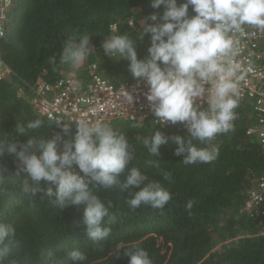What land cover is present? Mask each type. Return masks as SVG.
Instances as JSON below:
<instances>
[{"label":"trees","instance_id":"16d2710c","mask_svg":"<svg viewBox=\"0 0 264 264\" xmlns=\"http://www.w3.org/2000/svg\"><path fill=\"white\" fill-rule=\"evenodd\" d=\"M185 2L177 0L178 5ZM151 3L152 0H12L6 33L0 40V59L11 73L0 81V142L26 143L29 138L52 139L56 134L64 141L73 138L75 127L71 126L70 136H65L61 128L38 116L29 102L18 96L16 85L29 94L37 82H53L70 70L59 61L65 41L75 30L92 36L91 45L99 47L96 57L103 77L114 85L130 80L129 63L118 55L105 58L102 45L113 36L111 25L116 23L118 35H128L136 41L138 59H146L151 35H142L145 19L157 12L162 15L164 10L163 6L153 9ZM194 15L190 6L189 16ZM129 18L135 23L134 31L127 25ZM52 56L57 60L55 71L47 63ZM236 112L234 131L218 135L210 145L193 141L198 148L219 149L218 158L210 164L184 165L185 157L175 155L171 141L161 147L159 158L150 155L143 144V139L156 131L185 136L187 140L189 133L185 131L161 128L148 120L107 125L126 135L135 149V158L121 180L136 167L149 181L160 182L172 200L162 210L146 205L132 210L125 201L141 189L121 191L90 186L106 206L112 205L110 211L117 217L112 225L105 220L112 232L103 242L104 251H97L88 240L82 225L84 205L61 211L44 193L34 199L24 195L23 183L28 177L24 173L17 175L15 158L6 154L0 158V176L7 179L6 191L0 189V222L16 229L21 247L0 264H74L69 255L73 250L84 251L88 257L79 264H130L125 252L136 248L146 250L153 264H264V235L250 220L237 214L244 192L264 175V156L255 139L246 135V129L255 121L250 106L241 104ZM37 119L44 125L29 130L28 136L15 131L17 123L27 127ZM58 150L63 151L62 142ZM158 159L160 169L147 163ZM73 169L83 177L77 165ZM162 170L172 173L173 182L164 180ZM42 187L55 191L54 185L42 182ZM190 200L195 201L191 216L186 210ZM238 235L242 236L240 241L230 243ZM121 242L125 248L117 250Z\"/></svg>","mask_w":264,"mask_h":264},{"label":"clouds","instance_id":"9594fccd","mask_svg":"<svg viewBox=\"0 0 264 264\" xmlns=\"http://www.w3.org/2000/svg\"><path fill=\"white\" fill-rule=\"evenodd\" d=\"M161 6L162 15L157 12L145 19L142 35H151L146 59H138L136 41L128 35H113L105 39L102 48L107 55H118L127 61L133 77L146 82L149 87L146 99L157 118L155 121L163 127L181 123L188 130L187 140L185 136H168L164 131L145 137L143 144L150 155L159 158L161 147L171 141L175 155L185 157L184 165L210 164L218 158L219 149L198 148L193 141L210 145L218 135L234 131L239 107L238 81L243 77H237L240 66L234 59L239 48L233 34H244L247 28L264 32V0H186L180 5L177 0H152L153 9ZM190 6L196 14L192 17L189 16ZM3 35L0 30V37ZM91 39L87 33L75 30L65 41L59 63L70 66L72 75L95 51ZM47 63L55 71L56 57H49ZM74 86L79 89L82 84L77 81ZM124 98L129 105L134 103L133 95L127 91ZM198 100L201 103L198 104ZM204 101L208 107L201 110ZM43 125L40 119L29 122L27 127L17 123L15 131L20 136H28L29 130H38ZM55 125L65 136H70L71 125L59 119L55 120ZM61 142L62 152L58 150ZM134 152L126 135L84 119L76 123V134L67 141L56 134L52 139L29 138L26 143L0 142V158L6 154L14 157L17 175L24 173L28 177L23 183L24 195L34 199L38 193H44L51 205L61 211L71 206H85L82 225L97 251H104L103 242L112 232L111 227L105 226V220L112 225L117 217L110 211L112 205L106 206L90 186L121 191L132 187L141 189L125 201L132 210L142 205L162 210L172 200L171 193L160 182L149 181L136 167L121 180L135 158ZM147 163L160 169L159 159ZM74 165L79 167L83 177L73 171ZM162 175L164 180L173 182L171 172L162 170ZM42 182L54 185L55 191L52 187L45 191ZM6 187L7 179L0 176V189L6 191ZM194 205L193 200L187 203L190 216ZM20 247L16 229L0 222V262ZM122 248H125L123 242L117 250ZM49 255L53 256V252ZM69 255L74 264L88 258L81 250H73ZM125 255L130 257V264H153L149 253L142 248L128 249Z\"/></svg>","mask_w":264,"mask_h":264},{"label":"built area","instance_id":"2783aa9c","mask_svg":"<svg viewBox=\"0 0 264 264\" xmlns=\"http://www.w3.org/2000/svg\"><path fill=\"white\" fill-rule=\"evenodd\" d=\"M12 0H0V30L5 36L6 27ZM128 27L136 29L132 18L127 20ZM113 35H118V25H111ZM239 48L234 63L240 67L237 77L239 94L236 97L238 104L250 106L255 121L246 129V135L255 139L264 156V32L247 28L244 34H233ZM95 54L99 47L93 46ZM102 55H107L102 48ZM115 56V55H114ZM161 67L163 65L161 64ZM10 70L0 59V81L10 76ZM80 82L82 87L77 89L74 82ZM125 91L133 95L134 103L129 105L125 100ZM149 87L146 82L133 77L118 85L112 84L98 71V64L91 61L83 73L72 75V69L61 73L53 82L39 81L29 90L26 99L33 111L40 117L55 125V120H62L65 124L76 128V123L84 119L91 124L101 123L111 125L115 121L144 122L151 121L161 128L188 130L183 124L175 126L155 121L157 118L150 110L146 94ZM197 103H201L199 100ZM208 104L203 102L201 110L207 109ZM61 152V151H60ZM74 171V169H73ZM243 204L238 209V216L250 220L260 235H264V175L258 177L254 184L245 192Z\"/></svg>","mask_w":264,"mask_h":264},{"label":"rangeland","instance_id":"374dc122","mask_svg":"<svg viewBox=\"0 0 264 264\" xmlns=\"http://www.w3.org/2000/svg\"><path fill=\"white\" fill-rule=\"evenodd\" d=\"M91 61H95L96 63H98V62H97L98 59H97V57H96V53H95V54L91 53V55H90V56L87 58V60L85 61L84 65H83L78 71H76V72L79 73V74H80V73H83ZM16 87H17V93H18L19 95L24 91V92L22 93V97L28 98V94H27L26 91L23 89V87L18 86V85H16ZM22 97H21V98H22ZM23 99H24V98H23ZM241 237H242V236L238 235V236H237L234 240H232L230 243H235V244H237V243L240 241ZM227 245L230 246V244H227ZM219 246H220V245H218L217 248H218Z\"/></svg>","mask_w":264,"mask_h":264}]
</instances>
